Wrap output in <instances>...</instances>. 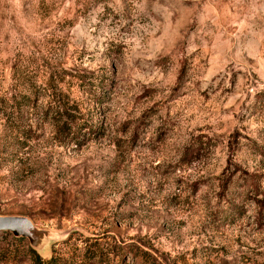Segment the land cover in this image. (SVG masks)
<instances>
[{"label":"rangeland","instance_id":"374dc122","mask_svg":"<svg viewBox=\"0 0 264 264\" xmlns=\"http://www.w3.org/2000/svg\"><path fill=\"white\" fill-rule=\"evenodd\" d=\"M2 221L0 264H264V0H0Z\"/></svg>","mask_w":264,"mask_h":264},{"label":"trees","instance_id":"16d2710c","mask_svg":"<svg viewBox=\"0 0 264 264\" xmlns=\"http://www.w3.org/2000/svg\"><path fill=\"white\" fill-rule=\"evenodd\" d=\"M51 105H52V103H49V108L51 107ZM56 111L58 112V113H60V114H62L63 115V111H64V106H63V104H58V105H56ZM73 119L74 118H64L63 116H60L59 115V120L62 122V126L64 127L65 125L64 124H67L68 122H71V121H73ZM0 232H5V231H0ZM17 237V236H16ZM19 237H22V236H19ZM23 238V237H22Z\"/></svg>","mask_w":264,"mask_h":264},{"label":"water","instance_id":"95a60500","mask_svg":"<svg viewBox=\"0 0 264 264\" xmlns=\"http://www.w3.org/2000/svg\"><path fill=\"white\" fill-rule=\"evenodd\" d=\"M3 224H6V225H3V226H0V231H10L14 236H22V237H27L25 234H18L17 230H16V227H11V226H8L7 224H10L11 221H2Z\"/></svg>","mask_w":264,"mask_h":264}]
</instances>
